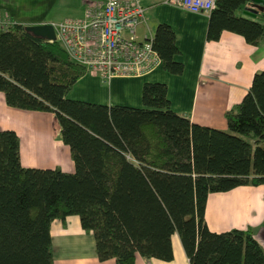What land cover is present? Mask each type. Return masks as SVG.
<instances>
[{
	"label": "trees",
	"instance_id": "obj_1",
	"mask_svg": "<svg viewBox=\"0 0 264 264\" xmlns=\"http://www.w3.org/2000/svg\"><path fill=\"white\" fill-rule=\"evenodd\" d=\"M262 1L263 10L249 16L252 0H215L206 40L229 31L263 43ZM152 44L161 67L181 75L169 24H157ZM85 73L57 40L15 22L0 28L5 103L54 113L75 167H24L17 133L0 130V264H54L51 223L70 215L92 233L100 261L135 264L137 255L171 261L176 233L190 264H264L251 228L213 232L204 219L209 193L264 185V68L224 113L227 130L177 114L162 82L143 83L141 107L68 98Z\"/></svg>",
	"mask_w": 264,
	"mask_h": 264
},
{
	"label": "crops",
	"instance_id": "obj_2",
	"mask_svg": "<svg viewBox=\"0 0 264 264\" xmlns=\"http://www.w3.org/2000/svg\"><path fill=\"white\" fill-rule=\"evenodd\" d=\"M142 2L146 7L145 22L137 28L138 38L152 37L159 23L169 24L176 35L179 49L176 59L184 64L183 73L170 74L160 64L143 76H118L105 83L86 71L67 97L107 106L141 107L143 83L162 82L167 86L171 108L177 114L199 125L227 130L224 113L241 101L254 73L264 68V42L254 46L229 31H223L218 40L207 41L209 15L192 14L158 0ZM59 3L74 6L79 15L72 18L83 16V0H0V20L25 26L50 23L48 16ZM66 18L70 17L60 21ZM138 29H141L139 33ZM5 129L17 133L24 167L74 171L70 149L61 141L54 113L9 107L0 92V130ZM204 219L213 232L251 228L264 250V185L209 193ZM50 233L54 264H114L113 259L97 258L92 233L82 229L75 215L67 216L64 223L54 219ZM171 244V261L137 255L135 264H190L176 233L171 236Z\"/></svg>",
	"mask_w": 264,
	"mask_h": 264
},
{
	"label": "built area",
	"instance_id": "obj_3",
	"mask_svg": "<svg viewBox=\"0 0 264 264\" xmlns=\"http://www.w3.org/2000/svg\"><path fill=\"white\" fill-rule=\"evenodd\" d=\"M192 14H206L215 0H158ZM81 18L50 23L56 40L71 60L96 74L102 82L118 76H143L160 65L152 37L138 38L137 28L145 22L142 0H83ZM10 22L0 20V28Z\"/></svg>",
	"mask_w": 264,
	"mask_h": 264
},
{
	"label": "water",
	"instance_id": "obj_4",
	"mask_svg": "<svg viewBox=\"0 0 264 264\" xmlns=\"http://www.w3.org/2000/svg\"><path fill=\"white\" fill-rule=\"evenodd\" d=\"M254 8L251 10L244 11L246 15L254 16L256 10H263V1L262 0H252ZM27 30L33 32L34 34L41 36L50 41L56 40L55 31L53 26L50 23L43 24H31L26 26Z\"/></svg>",
	"mask_w": 264,
	"mask_h": 264
},
{
	"label": "rangeland",
	"instance_id": "obj_5",
	"mask_svg": "<svg viewBox=\"0 0 264 264\" xmlns=\"http://www.w3.org/2000/svg\"><path fill=\"white\" fill-rule=\"evenodd\" d=\"M78 15L79 14L75 12L74 6H71V5L69 6V5H65L64 3H61L60 5H57L55 9L51 11L48 18H50V23L51 22L53 23V22H58L65 17H76ZM139 30L141 29H138V33H139Z\"/></svg>",
	"mask_w": 264,
	"mask_h": 264
}]
</instances>
